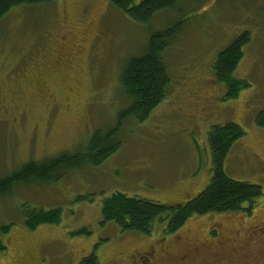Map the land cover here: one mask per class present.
I'll use <instances>...</instances> for the list:
<instances>
[{"label": "rangeland", "instance_id": "obj_1", "mask_svg": "<svg viewBox=\"0 0 264 264\" xmlns=\"http://www.w3.org/2000/svg\"><path fill=\"white\" fill-rule=\"evenodd\" d=\"M183 20L164 52L171 76L166 98L145 121L125 123L113 155L101 165L81 162L50 181L17 184L0 194L6 247L0 264H81L92 253L100 264H139L137 256L130 258L137 250L164 247L172 255L180 243L204 238L212 246L209 230L221 225L223 233L243 234L252 215H264V194L251 215H195L171 234L167 219L145 234L124 231L102 213L104 199L116 192L169 206L195 198L213 175L210 130L230 122L246 134L233 144L226 172L264 191V126L258 124L264 112V0H191L158 14L148 26L111 0L13 8L0 21V180L112 128L130 103L120 84L124 65L145 52L153 32ZM245 32L251 42L235 76L250 85L230 99L214 66ZM88 194L95 201L79 199ZM58 208L59 224L27 225L31 211ZM203 255L205 264H218L213 253Z\"/></svg>", "mask_w": 264, "mask_h": 264}, {"label": "trees", "instance_id": "obj_2", "mask_svg": "<svg viewBox=\"0 0 264 264\" xmlns=\"http://www.w3.org/2000/svg\"><path fill=\"white\" fill-rule=\"evenodd\" d=\"M56 0H0V21L15 7L38 6ZM191 0H111L113 5L129 15L139 24L148 26L160 13L176 9L181 3ZM204 2L205 0H196ZM185 20L175 26L153 32L142 55L130 58L124 65L120 84L123 93L130 100L127 108L118 114L116 124L108 130H98L87 145L66 151L42 162L30 161L8 177L0 180V194L11 190L17 184L33 181H50L65 170L84 162L101 165L118 150L115 142L118 132L128 120L143 122L166 98L171 86V76L165 62L164 52L172 37L181 29ZM251 42V35L245 32L220 53L216 63L217 79L228 87L227 98H237L239 93L249 87V82L235 76L244 48ZM258 124L264 126V112L258 117ZM246 134L244 128L234 122L216 125L209 133L213 151V175L208 186L195 198L185 204H167L116 192L103 201L102 213L105 220L115 221L124 231H137L150 234L155 223L167 219L166 233L171 234L185 225L189 218L208 213H229L244 211L253 213L257 200L263 196V187L247 181L231 178L225 163L233 144ZM81 200L95 201L91 194L80 196ZM62 209H35L28 214L27 225L31 229L44 223L59 224ZM6 250L0 239V253ZM81 264H100L92 253L82 259Z\"/></svg>", "mask_w": 264, "mask_h": 264}, {"label": "flooded vegetation", "instance_id": "obj_3", "mask_svg": "<svg viewBox=\"0 0 264 264\" xmlns=\"http://www.w3.org/2000/svg\"><path fill=\"white\" fill-rule=\"evenodd\" d=\"M247 223L248 226L243 234L233 233V231L223 233L221 225L209 230L207 234L215 239L212 246L206 238L195 242L186 240L183 244L179 242V248L184 246L178 248L172 255L164 247L150 246L137 250L130 258L137 256L139 264H173L176 261H178L177 264L180 262L182 264H196L197 262L205 264L206 258L203 254L206 252V256L213 253L218 264H264V215L261 217L252 215ZM251 244L258 247L250 250L249 245ZM229 253L230 256H227Z\"/></svg>", "mask_w": 264, "mask_h": 264}]
</instances>
